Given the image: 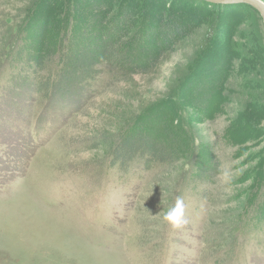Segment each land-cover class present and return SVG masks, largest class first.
Segmentation results:
<instances>
[{
  "label": "rangeland",
  "instance_id": "rangeland-1",
  "mask_svg": "<svg viewBox=\"0 0 264 264\" xmlns=\"http://www.w3.org/2000/svg\"><path fill=\"white\" fill-rule=\"evenodd\" d=\"M67 1L0 0V264H264L259 15L228 6L224 15L239 20L236 35L247 38L232 37L243 49L232 61L224 101L197 116L173 97L214 37V13L147 74L120 79L104 65L88 92L75 87L48 98L28 81L11 82L24 40L49 18L63 20ZM175 109L194 118L191 153L151 170L111 167V151L135 124ZM205 147L218 158L219 174L194 182L197 150ZM177 197L187 223L173 228L163 215Z\"/></svg>",
  "mask_w": 264,
  "mask_h": 264
},
{
  "label": "trees",
  "instance_id": "trees-1",
  "mask_svg": "<svg viewBox=\"0 0 264 264\" xmlns=\"http://www.w3.org/2000/svg\"><path fill=\"white\" fill-rule=\"evenodd\" d=\"M233 7L249 8L242 4ZM228 8L200 0H69L63 20L49 18L48 27H38L24 40L17 52L19 76H11V82L17 86L28 81L34 92L48 98L71 95L75 87L77 92H88L104 65L120 79L147 74L199 25L208 24V15L214 13V37L205 40L200 57L173 97L184 100L180 109L190 107L194 115H208L224 101L220 95L232 73V61L243 49L232 40L239 20L224 15ZM236 36L247 38L242 32ZM249 52L260 58L256 48ZM180 109L174 114L154 112L135 124L111 151V167L125 173L132 163L151 170L184 159L194 150V118L187 113L183 116ZM197 152L192 180L212 182L219 174V160L208 147Z\"/></svg>",
  "mask_w": 264,
  "mask_h": 264
},
{
  "label": "clouds",
  "instance_id": "clouds-1",
  "mask_svg": "<svg viewBox=\"0 0 264 264\" xmlns=\"http://www.w3.org/2000/svg\"><path fill=\"white\" fill-rule=\"evenodd\" d=\"M163 220L173 228L181 227L187 223L185 218V205L181 197H177L175 203L163 215Z\"/></svg>",
  "mask_w": 264,
  "mask_h": 264
},
{
  "label": "water",
  "instance_id": "water-1",
  "mask_svg": "<svg viewBox=\"0 0 264 264\" xmlns=\"http://www.w3.org/2000/svg\"><path fill=\"white\" fill-rule=\"evenodd\" d=\"M204 3L212 5H222V6H231V5H247L251 7L261 18L264 24V3L260 0H200Z\"/></svg>",
  "mask_w": 264,
  "mask_h": 264
}]
</instances>
